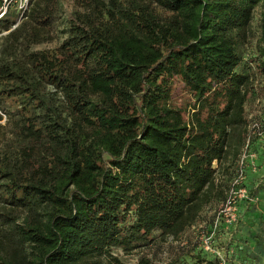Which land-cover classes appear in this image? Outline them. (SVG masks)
<instances>
[{
	"label": "trees",
	"instance_id": "trees-1",
	"mask_svg": "<svg viewBox=\"0 0 264 264\" xmlns=\"http://www.w3.org/2000/svg\"><path fill=\"white\" fill-rule=\"evenodd\" d=\"M31 1L36 27L25 20L6 39H46L35 28L51 25L56 0ZM74 2L56 48L0 60V119L19 141L0 157V204L11 208L0 243L18 248L0 264H104L112 248L182 233L214 162L245 139V102L264 75V0ZM258 5L257 53L244 60ZM14 20L0 17V30ZM45 85L62 92L66 116L50 112Z\"/></svg>",
	"mask_w": 264,
	"mask_h": 264
},
{
	"label": "rangeland",
	"instance_id": "rangeland-1",
	"mask_svg": "<svg viewBox=\"0 0 264 264\" xmlns=\"http://www.w3.org/2000/svg\"><path fill=\"white\" fill-rule=\"evenodd\" d=\"M56 6L57 10L51 25L41 29L35 28L43 32L46 39L28 44L22 37L24 30L17 37L7 39L5 36L11 29L0 30V60L21 58L26 50L56 48L66 36L68 15L77 5L74 0H56ZM260 10L261 6L258 5L250 21L248 38L243 47L244 60L257 53ZM25 22L26 25L33 24L29 19ZM19 24L17 26H21ZM256 79L258 81L256 93L250 94L246 100L247 122L249 118L264 121V75L256 76ZM182 91L181 86L175 91L174 102L177 105H185L189 100L184 93H181ZM41 93L50 101L51 113L66 116V102L60 90L45 85ZM18 142L7 116L1 114L0 157L4 152L16 150L19 146ZM232 144L229 153L222 160L214 162L215 175L206 200L193 222L182 233L172 235L156 232L157 237L150 244L130 251L112 248L110 254L115 259L103 255L100 258L102 262L104 264H202L197 258H203L215 260L218 264H264V139L254 136L247 147H245V139L240 145L238 141ZM236 148L238 150L234 154ZM244 150L246 156L240 164ZM240 169L242 178L238 183H234ZM228 196L234 198V208L230 210H226L224 205ZM9 210L11 211L10 207L0 204V212ZM12 212L23 215V211L19 209ZM230 215H233V219H230ZM17 250V246L11 242L0 243L1 257L12 258Z\"/></svg>",
	"mask_w": 264,
	"mask_h": 264
},
{
	"label": "built area",
	"instance_id": "built-area-1",
	"mask_svg": "<svg viewBox=\"0 0 264 264\" xmlns=\"http://www.w3.org/2000/svg\"><path fill=\"white\" fill-rule=\"evenodd\" d=\"M31 0H0V17L13 12L15 14V20L11 23L10 29L15 28L20 22L27 18L26 13L31 7ZM245 147L248 146L250 139L254 136H260L264 139V121L255 118H249L246 125V134H245ZM246 156L245 150L242 153L240 158V164L243 162V158ZM253 156V154H251ZM242 178V170H239L238 177L234 180V183ZM226 210L234 208V198L228 196L225 201ZM230 219H233V215H230Z\"/></svg>",
	"mask_w": 264,
	"mask_h": 264
},
{
	"label": "crops",
	"instance_id": "crops-1",
	"mask_svg": "<svg viewBox=\"0 0 264 264\" xmlns=\"http://www.w3.org/2000/svg\"><path fill=\"white\" fill-rule=\"evenodd\" d=\"M245 105H246V102H245Z\"/></svg>",
	"mask_w": 264,
	"mask_h": 264
}]
</instances>
